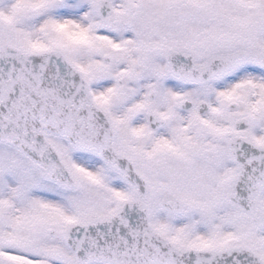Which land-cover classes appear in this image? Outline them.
<instances>
[{
  "label": "snow or ice",
  "instance_id": "1",
  "mask_svg": "<svg viewBox=\"0 0 264 264\" xmlns=\"http://www.w3.org/2000/svg\"><path fill=\"white\" fill-rule=\"evenodd\" d=\"M0 264H264V0H0Z\"/></svg>",
  "mask_w": 264,
  "mask_h": 264
}]
</instances>
